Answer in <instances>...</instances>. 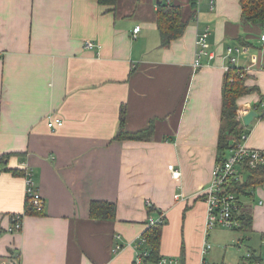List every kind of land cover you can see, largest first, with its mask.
<instances>
[{
	"label": "crops",
	"instance_id": "obj_1",
	"mask_svg": "<svg viewBox=\"0 0 264 264\" xmlns=\"http://www.w3.org/2000/svg\"><path fill=\"white\" fill-rule=\"evenodd\" d=\"M160 2L193 14L166 47L155 22ZM206 27L208 48L195 68L196 35ZM262 34L241 20L239 0H214L213 9L199 0L192 11L188 0H0V155L22 171L0 170V263L13 255L18 264H134V241L160 211L167 221L159 252L173 264H241L247 249L264 256V185L239 198L252 216L244 231L205 235L201 193L216 160L228 47L248 48L238 61L258 90L241 96L237 111L259 105L244 144L264 150ZM85 40L99 47L85 49ZM121 107L128 132L153 122L150 138L114 139ZM49 115L63 125L51 130ZM27 168L43 215L24 214ZM93 200L114 202L115 218L91 219ZM14 213L23 228L8 233ZM116 243L123 248L115 253Z\"/></svg>",
	"mask_w": 264,
	"mask_h": 264
},
{
	"label": "trees",
	"instance_id": "obj_2",
	"mask_svg": "<svg viewBox=\"0 0 264 264\" xmlns=\"http://www.w3.org/2000/svg\"><path fill=\"white\" fill-rule=\"evenodd\" d=\"M97 3L107 7H114L117 0H96ZM197 0H188L191 11L195 9ZM241 6V20L245 23H253L259 27H264V0H239ZM112 9V8H111ZM192 13H186L179 4L160 2L155 11V22L159 32L161 47L168 46L171 41L180 38L187 26L188 21L192 18ZM248 75L235 66H230L225 73L224 83L222 88V104L219 117V136L217 140L216 160L215 164L222 163L226 160L230 149L236 147L241 142L242 136L248 134L249 126H242L237 119L238 99L241 96L256 92L258 87L246 83ZM264 99V97H263ZM259 105L254 108L258 109ZM125 109L121 107L119 114V127L114 136L116 140H145L150 138L153 131V122L143 130L136 132H128L125 130ZM264 118V111L262 113ZM9 154L0 155V170L11 171L15 174H21L18 169H8L4 163ZM264 185V164H258L251 167L246 158L241 164V176L238 179H232L226 184L228 191L235 193L240 197H250L257 186ZM240 209L237 217L241 220L240 230H247L251 226L252 216L250 212ZM153 211L152 207H148V214ZM163 213L162 211L159 212ZM25 215H43V209H37L27 200L24 208ZM116 215V204L105 200H93L89 206V216L95 220H113ZM166 217L162 223L146 227L142 235L145 239L141 249L148 251V254L143 258V264H156L161 257L160 244L163 226L166 224ZM147 225V222H146ZM117 244V243H116ZM254 254V253H253ZM258 255H253L256 259ZM181 260L184 258V250L180 251ZM175 261H177L175 259Z\"/></svg>",
	"mask_w": 264,
	"mask_h": 264
},
{
	"label": "built area",
	"instance_id": "obj_3",
	"mask_svg": "<svg viewBox=\"0 0 264 264\" xmlns=\"http://www.w3.org/2000/svg\"><path fill=\"white\" fill-rule=\"evenodd\" d=\"M199 5V0L196 1ZM209 6L214 8V0H209ZM140 25H136L133 29V37L139 31ZM209 28L206 27L199 31L196 35L195 45L196 53L193 66L195 68L201 65L200 58L206 53L208 48ZM261 40H264V34L261 35ZM99 47L96 42L92 40L84 41L85 49H93ZM248 48L244 46L228 47L226 51V57L228 64L224 66L225 72L228 71L230 66H235L238 71L245 73L246 66L239 65L238 56H247ZM261 107L264 108V99H261ZM246 111H237V119L241 122V125L245 127L242 122V116ZM63 125V120L59 117L49 115L47 117V126L51 130H56ZM246 134L242 136L241 142L236 147L230 149L229 154L225 161L215 164L211 171V178L205 187L201 189L203 200L206 205V219H205V235L216 228L227 229H239L242 225L241 220L237 217L240 212L239 196L235 193L228 191L226 184L232 179H238L241 176V164L243 159L246 158L251 167H255L258 164H264V150L251 149L244 144ZM167 169L170 172L172 179H178L180 176V170L175 164L170 163L167 165ZM25 182V201L36 207L38 210L44 208V200L40 194L39 188L33 178L32 169H25L24 171ZM181 197L180 194H176L175 198ZM165 219V213H160L156 218L149 217L147 219V227L162 223ZM23 228V214L14 213L10 216L9 226L7 227L8 233H17ZM145 239L143 235H139L133 244L135 250L134 264H143V258L148 254V251L141 249ZM260 241L264 245V231L261 232ZM239 245L242 247V242L239 241ZM123 248V245L117 243L113 248V252H119ZM211 248V243L205 241L202 248V253H206ZM253 252L250 249L246 250L243 256L241 264H264V256H258L253 258ZM174 258L161 257L156 264H173ZM0 264H18L16 256L10 255L7 259H3ZM203 264V263H201Z\"/></svg>",
	"mask_w": 264,
	"mask_h": 264
},
{
	"label": "water",
	"instance_id": "obj_4",
	"mask_svg": "<svg viewBox=\"0 0 264 264\" xmlns=\"http://www.w3.org/2000/svg\"><path fill=\"white\" fill-rule=\"evenodd\" d=\"M257 116V110L255 108H251L242 116V122L245 126H249L251 121Z\"/></svg>",
	"mask_w": 264,
	"mask_h": 264
}]
</instances>
